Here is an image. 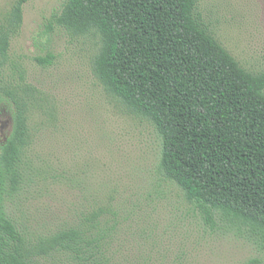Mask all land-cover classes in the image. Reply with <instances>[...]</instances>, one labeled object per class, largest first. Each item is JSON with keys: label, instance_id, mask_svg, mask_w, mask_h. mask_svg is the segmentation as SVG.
<instances>
[{"label": "rangeland", "instance_id": "rangeland-1", "mask_svg": "<svg viewBox=\"0 0 264 264\" xmlns=\"http://www.w3.org/2000/svg\"><path fill=\"white\" fill-rule=\"evenodd\" d=\"M17 0H0V31ZM64 0H29L0 58V154L12 134L13 100L30 101V139L17 192L5 209L32 241L99 208L108 232L91 264H264L246 234L208 223L160 171L161 140L96 78L100 40L57 23ZM215 38L249 72L264 73V0H200ZM52 57L51 63L44 60ZM56 253L44 264H88Z\"/></svg>", "mask_w": 264, "mask_h": 264}, {"label": "trees", "instance_id": "trees-1", "mask_svg": "<svg viewBox=\"0 0 264 264\" xmlns=\"http://www.w3.org/2000/svg\"><path fill=\"white\" fill-rule=\"evenodd\" d=\"M28 1L17 0L0 31L1 59ZM199 2L64 0L57 23L74 36L99 38L94 74L154 127L163 176L208 223L246 234L264 249V73L249 72L223 47ZM8 94L14 126L0 154V264H44L56 253L91 264L114 228H105L103 208L36 242L6 212V196L20 188L30 139V101Z\"/></svg>", "mask_w": 264, "mask_h": 264}]
</instances>
